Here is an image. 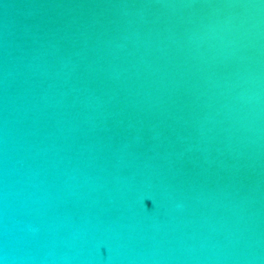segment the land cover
Instances as JSON below:
<instances>
[{
    "label": "water",
    "instance_id": "95a60500",
    "mask_svg": "<svg viewBox=\"0 0 264 264\" xmlns=\"http://www.w3.org/2000/svg\"><path fill=\"white\" fill-rule=\"evenodd\" d=\"M0 264H264V0H0Z\"/></svg>",
    "mask_w": 264,
    "mask_h": 264
}]
</instances>
